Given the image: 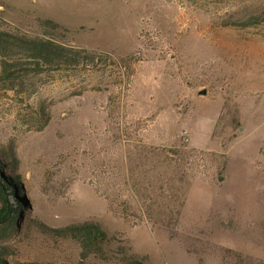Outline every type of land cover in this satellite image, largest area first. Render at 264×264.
<instances>
[{"label": "rangeland", "instance_id": "rangeland-1", "mask_svg": "<svg viewBox=\"0 0 264 264\" xmlns=\"http://www.w3.org/2000/svg\"><path fill=\"white\" fill-rule=\"evenodd\" d=\"M264 0H0V30L103 54L0 85L8 264H113L53 231L95 221L145 264H264ZM3 206L0 198V209Z\"/></svg>", "mask_w": 264, "mask_h": 264}, {"label": "trees", "instance_id": "trees-1", "mask_svg": "<svg viewBox=\"0 0 264 264\" xmlns=\"http://www.w3.org/2000/svg\"><path fill=\"white\" fill-rule=\"evenodd\" d=\"M242 26L264 24V14L254 15L243 21ZM39 33L31 34L16 27L0 30V85L8 84L13 88L19 79L32 74L77 71L96 68V63L103 58L102 53L75 47L63 42L64 35L73 32L51 19H39ZM4 167L0 164V198L3 206L0 209V226L14 229V208L3 194L15 190L14 185L4 182ZM0 231V240L11 237L10 231ZM59 237L78 244L84 258L94 256L113 264H145L128 251L114 253L112 238L99 222L70 224L53 231ZM0 254V264H8Z\"/></svg>", "mask_w": 264, "mask_h": 264}]
</instances>
